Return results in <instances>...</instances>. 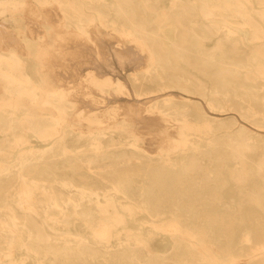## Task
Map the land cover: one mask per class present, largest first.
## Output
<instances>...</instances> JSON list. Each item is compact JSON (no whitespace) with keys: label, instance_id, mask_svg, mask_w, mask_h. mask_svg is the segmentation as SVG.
<instances>
[{"label":"rangeland","instance_id":"1","mask_svg":"<svg viewBox=\"0 0 264 264\" xmlns=\"http://www.w3.org/2000/svg\"><path fill=\"white\" fill-rule=\"evenodd\" d=\"M115 1L120 0H114V3ZM31 2L36 4L34 0ZM149 5L153 9L151 7L142 9L143 3L140 0H125L123 8L127 12L137 10L135 11L138 13L137 22L144 27L148 42L155 46V53L167 56L169 62L164 61L158 67L157 64L155 66L158 75L148 71V55L141 53L133 42L119 37L97 19L88 28L89 38H87L64 25L65 21L61 19L54 4L38 6V8L35 6L36 10L38 9L37 17L27 12H21L16 16H12L9 12L0 14V45L7 42L9 48L13 49L18 57L28 61L29 70L37 73L35 75L37 79H46V85L51 90L68 92L69 86L72 87L69 90L71 93L69 101L75 103V106L68 109V119L71 123L78 121V112L100 113L110 109V105L117 104V119L120 122L124 120V124L134 133L133 139L138 143L135 145L130 140L121 139L116 129L113 134L107 133L109 132L107 130V134L101 135L100 138L102 148L97 150L91 144V140H79L77 139L78 133L71 132L68 133L67 141L75 153L64 154L63 150H55L56 153L45 157L41 165L46 164V174L49 179L76 178L79 175H85L103 191L110 192H114L112 191L113 186L118 181L128 185L129 190L140 192L145 190L140 185L147 183V179L149 180L152 174L167 171L169 175H173V181L179 180L185 185L186 191L184 192H188L187 197L190 198L183 197L184 192L177 191L173 194L172 192L167 193L166 189H164L166 190L164 195L160 193L154 197L166 200L173 198L181 201L206 199L208 195L198 188L204 185L203 189L208 190L216 180L217 183L224 184L225 199H233L236 203H240L249 214L255 211L256 215H253L256 219L251 220L254 224L255 222L264 224V210L256 207L252 202L254 199H260L264 203V117L252 116L247 112L250 103L257 110L264 111V81L249 71L256 65V62L264 67V38L262 41L252 40L249 29L236 23V19H233L234 22H228L227 26L215 25L217 30L214 31L218 34L214 33L212 40L207 39L208 54L216 49H214L216 43L226 45L227 39L223 33L228 30V27L235 29L237 35L240 34L245 39L242 46V53H245L244 58L238 59L240 63L242 61L244 67L238 68L235 65L225 64L237 74H234L236 81L224 90L220 86L210 84V81H207L208 77L197 73L191 65L181 61V58L177 60L171 58L173 54L168 49L170 32L165 23L159 19L160 15H166L168 12L173 17L180 15V23L189 31L191 30L192 35L194 31L210 29L213 26L211 24L213 20H206L197 12L193 14L191 8L194 5L193 0H182L175 6H170L169 3L167 7H163L160 3L155 5L152 1ZM26 7L31 8L32 6L28 4ZM184 8L187 9L186 12ZM245 8L250 21L264 27V17L260 15V7L256 4V0L246 2ZM97 9L108 12L119 23L128 25L127 27L131 26L128 20L120 14L121 10L117 5L100 4ZM85 10L89 14L96 15L94 10L87 8ZM172 23L179 27L177 21H172ZM23 41H28L31 47L37 49V58L28 52ZM186 47L183 50L186 58L190 60L203 58L200 54L203 48L196 40H190ZM89 74L99 77L108 76L112 80L120 81L124 86V91L111 88L101 93L86 86L85 79ZM183 86L198 94L188 96L187 92L181 88ZM195 87L199 89H194ZM2 90L3 83H0V95ZM89 92L95 95L98 101H93L92 96L86 95ZM225 97L227 100L224 99ZM231 104L235 106L234 109L230 108ZM25 105L37 111V106L33 101L28 100ZM150 105L157 107V111L148 110L147 107ZM159 111L162 112L161 115ZM46 114L52 116L53 112L47 111ZM1 117L6 118V116ZM182 121L192 126L208 123V134L200 133L197 128L192 132L188 131L193 142L200 147L189 150L175 148L171 155L175 158L174 164L166 165L161 154L168 150L166 149L168 144L162 139L170 138L171 146L175 147L176 141L181 137L179 126ZM109 123L106 122L102 126L109 127ZM29 143L35 150L45 149L43 142L35 137H31ZM6 144L7 142L0 140V147H7L8 144ZM237 146H240L242 150L246 146L251 149L250 155L243 160L244 162L234 158V150ZM8 157L14 158V156L0 152V160L6 162ZM27 157L32 156L27 155ZM88 162L92 166L90 170L87 166ZM14 167L15 165L10 162L0 165V185L10 186L8 189L10 196H8L11 200L18 198L15 192L20 183L15 179ZM1 168H8L11 171H2ZM242 169L258 177L259 180H253L251 186L255 192L240 191L239 182L235 176ZM56 190L64 195L68 194V189L59 184L56 185ZM146 190L151 191V188ZM158 190L161 191V189ZM75 197L79 199L78 194ZM164 205L169 208L180 206L182 209L180 213L184 216L195 214V212L186 211L188 204L184 202H168ZM191 205L198 208L197 204ZM212 206L213 204H203V207ZM227 206L224 202L217 203L215 209L223 212L222 208ZM85 207L95 210L97 205H86ZM17 212L22 214L20 209H17ZM205 213L204 211L196 213L201 218L194 219V222L203 227L207 236L221 243L223 247L228 246L235 254L248 250L240 233L242 229H234L233 233L226 237L225 229L220 227L219 219L213 221V219L205 218L203 216ZM207 215H212V211ZM184 220L187 221V219ZM3 222L7 227L0 223V248H9L10 242L6 238L10 235V238L17 239V236L14 233L11 234L13 230L9 226L10 220L4 218ZM37 222L42 223L39 219ZM81 224V221H77L75 229L82 233L88 232ZM49 225L52 226L53 223L50 222ZM43 227L46 237L53 239L58 237L57 233L52 231L47 224ZM262 228L263 226L257 229L262 230ZM149 242L152 251L140 250L138 252L141 255L155 259L161 258L160 255L164 256L171 250L172 241L169 236L157 234L151 237ZM6 252L12 253L13 259L24 254L23 251L12 248L7 249ZM99 254L102 257L96 261L89 258L88 264H133L131 253H124L121 250L106 252L101 249ZM110 254L112 259L109 258ZM179 255L186 257L193 255L189 245L181 244ZM246 260L244 257L243 261ZM26 262L34 264L31 259ZM172 263L167 262V264Z\"/></svg>","mask_w":264,"mask_h":264},{"label":"bare ground","instance_id":"2","mask_svg":"<svg viewBox=\"0 0 264 264\" xmlns=\"http://www.w3.org/2000/svg\"><path fill=\"white\" fill-rule=\"evenodd\" d=\"M31 1L0 0V14L9 12L12 16H16L21 12H27L37 17L38 9L36 10L35 6L38 8V6L54 4L61 19L65 21L64 25L74 29L78 34L89 38L88 28L97 19L119 37L129 39L141 53L148 55L149 72L158 75L156 64L158 67L164 61L165 63L169 62L166 55L156 54L155 46L148 42V35L144 27L137 22L138 13L135 12L137 10L125 11L123 8L125 0L115 1V3L114 0H34L37 5ZM140 1L143 3L142 9H150V7L153 9L149 5L150 1L155 5L160 3L163 7H167L169 3L170 6H175L182 2V0ZM193 1L194 5L191 7L193 14L197 12L204 19L213 20L211 21L213 26L205 31H194L192 35L191 30L189 31L180 23V15L173 17L169 12L166 15H160L159 20L165 23L170 32V47L168 49L173 54L171 58L176 60L181 58V61L191 65V68L197 73L208 77L207 81H210V84L213 83L226 90L231 87L232 82L236 81L234 74L237 73L231 71L230 67H226L225 64L235 65L238 68L244 67L242 61L240 63L238 59L244 58L245 53H242V46L245 39L240 34L237 35L235 29L232 30L228 27V30L223 33L227 39L226 45L220 42L216 43L214 47L216 49L208 54L207 39L212 40L214 33L218 34L214 31L217 30L215 25L227 26L228 22H234L233 19H236V23L249 29L251 39L257 41L263 40L264 27L250 21L245 10L246 2H250V0ZM28 4L32 7H26ZM100 4H112L120 7V14L128 20L131 26L127 27L128 25L121 24L108 12L97 9ZM256 4L260 7L261 17H264V0H256ZM85 8L94 10L96 15L87 13ZM186 10L184 11L186 12ZM172 21H177L179 27H176ZM190 40H196L198 45L203 48V51L200 52L203 58L190 60L183 54V50L187 48L186 45ZM23 43L28 52L37 58V49L31 47L28 41H23ZM28 65V61L18 57L17 53L9 48L7 42L0 45V83H3L0 95V140L8 144L7 147H0V152L14 156V158L8 157L6 162L0 160V165L7 162L14 164L15 179L20 182L15 192L18 198L15 200L9 199L8 189L10 186L0 185V223L7 227L3 220L4 218L10 220L9 226L13 230L11 234H16L17 239L10 238V235L6 238L10 242L9 248L24 252L22 256L13 259V254L6 252L9 248H0V264H27L28 259H31L34 264H88L89 258L96 261L102 257L99 254L101 249L106 252L121 250L124 253H131L133 264H167V262H174L172 264H264V224L259 222L254 224V221L251 220L256 219L255 211L251 210L252 213L249 214L240 203H236L233 199H225L223 196L224 184L217 183L216 180L208 190L203 189L204 185L199 187L200 189L198 188L208 195L206 199L181 201L174 198L170 200L154 198L160 193L164 195L166 190L167 193L172 192L173 194H176L177 191L179 193L186 191L185 185L179 180L173 181V175H169L167 171L151 173L152 176L149 177V180L147 179V183L140 185L142 189H145L140 192L129 190L128 185L121 181L113 186L112 191L114 192L103 191L85 175H79L76 178L49 179L46 174V164L41 165L44 158L49 154H55V150L58 149L63 150L64 154L75 153L67 141L68 133L77 132V139L91 140V144L97 150L102 148L101 135L113 134L115 133L114 129L119 131L121 139L130 140L135 145L138 143L133 139L134 133L124 124V120L120 122L117 119V104L110 105V109L104 110L105 112H78V121L71 123L68 119V109L75 106V103L69 101L71 94L69 90L72 87L69 86L68 92L51 90L46 85V79H37L35 77L37 73L29 70ZM249 71L264 81V67H261L259 62H256V65ZM85 82L86 86L88 85L101 93H105L111 88L124 91V86L120 81L112 80L108 76L99 77L89 74ZM181 88L190 97L198 94L188 87ZM194 89L199 88L195 87ZM86 95L92 96L93 101H98L92 93L89 92ZM224 99L227 100V97ZM28 100L35 103L36 112L25 105ZM229 106L231 109L235 107L233 104ZM147 109L157 111L158 108L150 105ZM47 111H52L53 115L46 114ZM247 112L252 116L264 117V111L257 110L252 103L248 105ZM158 113L162 114L161 111ZM45 115L47 117H43ZM1 116H6V118ZM106 122H110L109 127L102 126ZM84 123L86 124L83 125ZM179 128L181 137L176 141L175 147L171 146L170 138L162 139L168 144L166 148L168 150L161 154L166 165L174 164L175 158L171 155L175 148L189 150L200 147L193 142L188 131L192 132L196 128L200 133L208 134L209 131L208 123L192 126L182 121ZM107 130L109 132L106 133ZM31 137L41 140L45 149L35 150L29 143ZM250 152L251 149L248 146L243 150L237 146L234 150V158L244 162L243 160L248 158ZM27 155L32 157H27ZM87 166L89 170L92 169L90 162L87 163ZM1 170L11 171L8 168H1ZM238 172L235 177L239 182L240 191L255 192L251 186L253 180H259L258 177L251 175L246 169ZM57 184L67 188L68 194L64 195L57 191ZM148 188H151V191H147ZM181 188L183 189L180 190ZM77 194L79 199L75 197ZM187 195H189L188 192L183 193V197H187ZM168 202H184L188 204L186 211L195 212V214L184 216L180 213L182 211L180 206L166 207L164 204ZM223 202L228 205L226 208H222L223 212L215 209L217 203ZM252 202L256 207L264 210V203L260 199H254ZM205 203L213 204V206L203 207ZM93 204L97 205L95 210L85 207ZM191 204H197L198 208H194ZM17 209L22 210L21 215ZM210 210L212 215L209 216L207 213L211 214ZM203 211L206 212L203 215L205 218L213 219V221L219 219L220 227L225 229L226 237L233 233L234 229H242L240 233L248 250L241 254H235L228 246L223 247L221 243L207 236L203 227L194 222V219L201 218L196 213ZM37 219L42 223H38ZM77 221H81L82 227L89 233L86 231L82 233L75 229ZM50 222L53 223L52 226L49 225ZM45 224L56 232L58 237L55 239L46 237L43 227ZM261 226H263L262 230L257 229ZM157 234L171 238V250L164 256L160 255L161 258L154 259L141 255L138 252L140 250L152 251L149 239ZM183 243L191 248L193 255L190 257L179 255L180 245ZM104 257L106 258V256ZM244 257L247 259L246 261H243ZM109 258H111V254Z\"/></svg>","mask_w":264,"mask_h":264}]
</instances>
